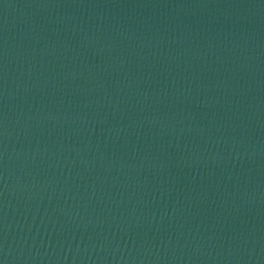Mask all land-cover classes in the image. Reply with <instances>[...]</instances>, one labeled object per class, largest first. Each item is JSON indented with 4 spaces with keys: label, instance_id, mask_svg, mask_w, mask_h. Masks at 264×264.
<instances>
[{
    "label": "water",
    "instance_id": "95a60500",
    "mask_svg": "<svg viewBox=\"0 0 264 264\" xmlns=\"http://www.w3.org/2000/svg\"><path fill=\"white\" fill-rule=\"evenodd\" d=\"M0 264H264V0H0Z\"/></svg>",
    "mask_w": 264,
    "mask_h": 264
}]
</instances>
